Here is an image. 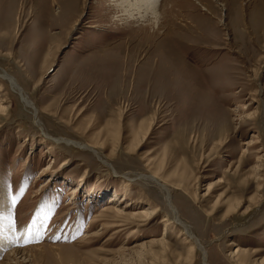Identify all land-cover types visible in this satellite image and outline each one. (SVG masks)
Masks as SVG:
<instances>
[{
  "label": "rangeland",
  "instance_id": "obj_1",
  "mask_svg": "<svg viewBox=\"0 0 264 264\" xmlns=\"http://www.w3.org/2000/svg\"><path fill=\"white\" fill-rule=\"evenodd\" d=\"M109 1L0 0V264H264V0Z\"/></svg>",
  "mask_w": 264,
  "mask_h": 264
},
{
  "label": "bare ground",
  "instance_id": "obj_2",
  "mask_svg": "<svg viewBox=\"0 0 264 264\" xmlns=\"http://www.w3.org/2000/svg\"><path fill=\"white\" fill-rule=\"evenodd\" d=\"M109 2H110L109 6L106 5L105 8H104V11H105L104 14L107 15V11H113L109 15L110 19L113 20L112 21L113 24L127 23L129 25H136V24H140L141 21H146L149 24L150 23L153 24V22L156 23V21L158 20V14L161 13L160 11L165 7V5H164L165 3L162 4L161 0H111ZM116 5H118L119 7L116 6ZM136 8H140L141 10L138 11ZM114 9H116V10L114 11ZM146 11H147V13H145ZM133 27L138 28L137 26H133ZM134 31H136V30H134ZM0 75L3 78H6L8 80V82L11 85V87L14 89L15 92L18 93V95L22 99L23 103H25L26 105H29L30 107H32L34 112L37 113V110H38L37 107H35V105H33L32 102L26 97V94L24 93L23 88L18 84V82L15 79V77L13 75H10V74L6 73V72H4L3 74L0 73ZM5 110H7V107L0 108V112H5ZM142 127L145 128L146 126H141V128ZM66 140H67L66 143H68V144H73V145H75V146H77L78 148H81V149H89L90 148L93 152H95L93 150L92 146H90L88 144L76 142V141L71 140V139H66ZM134 142H135V140H134ZM134 145H135V143H134ZM49 169H50V165L45 167L42 170L41 173H43L44 171H47ZM138 176L140 178L141 177H144V178L147 177L148 179L155 180V175L153 176V175L139 174ZM155 182H157L159 184L160 189L164 190L166 201H167L168 205L170 206V208L172 209V211L174 213V219H173L172 222L175 223V224H182V228L183 229L181 231V235L183 236V242L184 243H191V240H193L194 244L199 243V242H197L198 239H196L193 234L189 233V231L187 229V226L184 225V223L180 222V220L178 218V213H176L177 210L170 203V194H169V191H168L167 187L164 184H161V183H159L156 180H155ZM222 182H224V181L221 178H219L218 181H216L215 183H222ZM82 184H83V182H82ZM210 187L211 186H208L207 190H210ZM205 195H208V194L206 193ZM235 205H237V203ZM106 209H107V207H106ZM157 211H158V207L157 206H153V208H143V210L141 209L138 213L140 215L145 214L143 216H145L147 219H149L152 216H154ZM131 215H133V214H131ZM167 220H168L167 218H162L161 221H167ZM189 248H191V247H189ZM201 249H202V253L205 254V251H203L204 249L202 247H201ZM15 251H16V249H15ZM185 257H186L185 260L190 262V260H191V250L186 252Z\"/></svg>",
  "mask_w": 264,
  "mask_h": 264
},
{
  "label": "snow or ice",
  "instance_id": "obj_3",
  "mask_svg": "<svg viewBox=\"0 0 264 264\" xmlns=\"http://www.w3.org/2000/svg\"><path fill=\"white\" fill-rule=\"evenodd\" d=\"M11 204L12 205H16L17 204V198L16 197H12L11 198ZM25 243H27V241H25Z\"/></svg>",
  "mask_w": 264,
  "mask_h": 264
}]
</instances>
